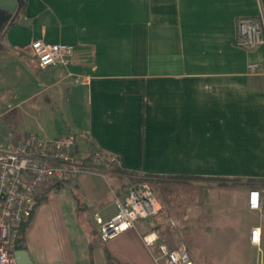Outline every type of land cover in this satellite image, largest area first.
Here are the masks:
<instances>
[{
    "label": "crops",
    "instance_id": "obj_1",
    "mask_svg": "<svg viewBox=\"0 0 264 264\" xmlns=\"http://www.w3.org/2000/svg\"><path fill=\"white\" fill-rule=\"evenodd\" d=\"M261 15L264 0H27L23 22L9 26V11L0 18L9 48L0 51V102L14 98L7 107L20 119L13 141L62 136L47 124L61 114L77 155L101 150L125 170L203 183L188 192L195 264L222 259L225 235L233 243L240 232L253 247V227L264 239V213L249 203L251 191L260 200L264 191V45L243 48L236 36L240 17ZM37 39L74 44L73 63L38 66ZM80 209L69 186L38 203L23 264H109L105 248L123 264H159L147 230L103 241L91 234L94 208ZM117 210L98 212L108 219Z\"/></svg>",
    "mask_w": 264,
    "mask_h": 264
},
{
    "label": "built area",
    "instance_id": "obj_2",
    "mask_svg": "<svg viewBox=\"0 0 264 264\" xmlns=\"http://www.w3.org/2000/svg\"><path fill=\"white\" fill-rule=\"evenodd\" d=\"M236 44L247 49L264 45V16H244L237 20ZM31 55L38 66L65 67L73 63L76 46L72 43H48L42 39L32 42ZM253 69L256 66L252 67ZM15 134L0 138V264H21L18 242L21 228L32 219L42 190L48 183L62 184L70 176L89 170L76 154V137L67 133L47 138L37 132L27 133L14 142ZM93 162L103 160L110 167L119 165V158L98 150ZM250 206H261L260 191L250 193ZM118 212L106 219L101 212L94 214L98 232L107 241L121 232L138 226L140 220L154 217L159 212L153 189L145 182L130 185L124 199L117 198ZM159 264H195L186 246L170 247L161 240L157 230L143 235ZM251 243L260 245L261 227H253Z\"/></svg>",
    "mask_w": 264,
    "mask_h": 264
},
{
    "label": "rangeland",
    "instance_id": "obj_3",
    "mask_svg": "<svg viewBox=\"0 0 264 264\" xmlns=\"http://www.w3.org/2000/svg\"><path fill=\"white\" fill-rule=\"evenodd\" d=\"M4 24L0 26V51L9 49L2 34L6 26H4ZM8 69H10V67ZM9 100L14 101V98L5 97L0 102V125L3 124L7 127L4 134H7L9 131L14 133L17 132L18 126L16 123L20 121L19 116L15 114V109L13 107H7ZM47 124L51 126L55 135L60 136L67 131L65 119L61 114H55L52 120H49ZM96 152H98V150H94L87 155L77 156L81 158L94 157ZM85 164L89 166V170L78 173L75 176H70L61 184V187H72V189H74V194L77 196L83 208H88V210L89 207L94 208L91 214L94 224L93 227L98 234L99 232L94 220V214L98 212L101 207L110 206V208H114L117 198L124 199L125 196H127L130 185L136 182H145L150 185L155 193L159 212L154 217L140 220L138 226L147 231L157 230L160 235L163 236L164 241L172 248H178L182 245L188 248L186 242L188 236L186 220L188 192L193 189L192 186L198 187L203 185L202 182L198 180H195V182L187 179L181 182L166 181L162 179L157 180L156 178H154L152 182L140 181L139 179H130L120 174L116 171V166H107L103 164L102 159L94 163L90 158ZM235 188L238 189L239 187ZM240 211L237 212V215L243 214V210L241 209ZM260 212L264 213V191L261 198ZM238 233L235 237L236 242L233 243L227 242V240H230V236L225 235L221 237L222 240L220 241L223 242L224 247L222 248V254L224 255L222 259H199L200 264H264V239L260 245H254L252 247L242 242ZM208 237L210 241L211 239L217 240L218 238L212 235ZM195 253L190 252L193 259H195V256L201 255L198 250Z\"/></svg>",
    "mask_w": 264,
    "mask_h": 264
},
{
    "label": "trees",
    "instance_id": "obj_4",
    "mask_svg": "<svg viewBox=\"0 0 264 264\" xmlns=\"http://www.w3.org/2000/svg\"><path fill=\"white\" fill-rule=\"evenodd\" d=\"M26 5H27V0H19V9H20L19 15H21L22 13H24V11L26 9ZM14 21L15 20H12L11 23L9 24V26L11 24H13ZM76 154H77V152H76ZM90 158L91 157H84V158L79 157V160L82 161V162H84V163H86L87 160H89ZM115 169H116L117 172H119L122 175L127 176L130 179H135L136 178V179H139L140 181L152 182V180L154 178H156L157 180L158 179L161 180L162 178H165V177H167V178H174V176H157V175L149 174V173H138V172L131 171V170H125V169L121 168L120 165H117ZM180 177H182V176H180ZM60 187H61V184H54L52 182L48 183L47 186L42 190L38 203H40L41 201L46 200L48 198L49 193H51L54 189H58ZM83 209L84 208L81 206V209L80 210H83ZM30 221L25 222L22 225V228H21V238H20V240L18 242V246H17L18 249L24 248L25 233H26L27 228L30 225ZM91 234H92V236H97L98 235L96 229L93 226L91 228ZM100 239H101V237H100ZM93 246H94V242L91 243V248ZM105 253H106L107 261H108L109 264H123L120 261V259L117 258L108 248H105Z\"/></svg>",
    "mask_w": 264,
    "mask_h": 264
},
{
    "label": "water",
    "instance_id": "obj_5",
    "mask_svg": "<svg viewBox=\"0 0 264 264\" xmlns=\"http://www.w3.org/2000/svg\"><path fill=\"white\" fill-rule=\"evenodd\" d=\"M6 11H9V15L12 16V20H16L18 17H20L19 0H0V18L3 14L5 15ZM24 19V17H20L21 22H23ZM18 254L20 256V262L23 264L22 254L20 251H18Z\"/></svg>",
    "mask_w": 264,
    "mask_h": 264
}]
</instances>
